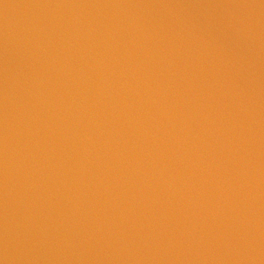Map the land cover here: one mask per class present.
Returning <instances> with one entry per match:
<instances>
[{
  "label": "water",
  "instance_id": "95a60500",
  "mask_svg": "<svg viewBox=\"0 0 264 264\" xmlns=\"http://www.w3.org/2000/svg\"><path fill=\"white\" fill-rule=\"evenodd\" d=\"M0 264H264V0H0Z\"/></svg>",
  "mask_w": 264,
  "mask_h": 264
}]
</instances>
